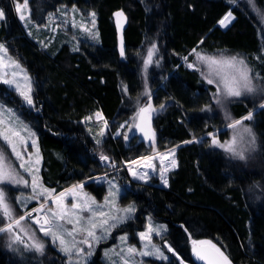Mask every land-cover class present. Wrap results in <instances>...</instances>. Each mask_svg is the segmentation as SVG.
<instances>
[{
	"label": "trees",
	"instance_id": "trees-1",
	"mask_svg": "<svg viewBox=\"0 0 264 264\" xmlns=\"http://www.w3.org/2000/svg\"><path fill=\"white\" fill-rule=\"evenodd\" d=\"M16 1L0 0L5 13L0 42L31 75L34 107L24 106L2 83L0 94L21 110L36 133L43 184L61 191L82 183L101 200L106 188L95 178L115 169L124 189L120 204L133 203L135 208L118 230L127 232L131 243H138L137 233L151 216L167 225L163 238L185 262L194 261L191 241L205 239L232 264H264V106L256 108L264 94L218 104L214 86L185 65L193 49L206 55H240L252 73H260L255 90L264 89V62L254 58L264 48V0H29L31 21L38 26L61 6L96 16L97 42L81 40L77 51L64 42L54 52L27 35L16 15ZM228 11L234 19L222 29L217 23ZM117 12L126 19L120 31L114 21ZM151 50L154 58L145 68V54ZM150 96L154 106L163 105L152 119L156 146H175L177 164L166 186H158L156 178L151 183L131 180L123 163L149 150L141 140L113 135ZM250 111L255 152L240 159L211 145L205 134ZM95 114L108 123L101 145L84 120ZM226 135V130L218 132L220 139ZM0 145L6 146L1 139ZM101 155L109 157L108 163ZM16 192L12 187L6 191L14 218L22 214ZM6 222L0 220V227ZM38 240L42 251L15 253L5 232L0 233V264H67L47 238L38 234ZM149 261L180 264L172 254L167 260ZM87 264L107 263L97 250Z\"/></svg>",
	"mask_w": 264,
	"mask_h": 264
},
{
	"label": "rangeland",
	"instance_id": "rangeland-1",
	"mask_svg": "<svg viewBox=\"0 0 264 264\" xmlns=\"http://www.w3.org/2000/svg\"><path fill=\"white\" fill-rule=\"evenodd\" d=\"M17 5L20 6L19 12L16 10ZM14 7L16 15L20 23L23 25L27 35L34 39L41 47H44L47 51L54 52L64 42L69 44L72 51H77L79 42L81 40H87L91 42H97L98 40L96 16L93 12L83 14L75 6H61L56 12H53L47 16L46 23L44 25L38 26L31 21L29 0L16 1L14 2ZM0 10L2 9L0 8ZM117 13L114 14V21L118 31H120L122 26H124L126 19L123 13L119 16L117 15ZM229 13H231L230 20L225 21V25H221L220 21L224 19V17ZM21 16H23L24 19H21ZM233 19V13L231 11H228L219 20L217 25L220 28L225 29L230 25ZM0 46H2L0 47V83L5 85L6 88L11 91V94L18 97L24 106L32 109L34 107V84L31 75L22 65V63L9 53L7 47L3 43L0 42ZM151 51V59H149L150 51L145 54V68L150 65L152 59L154 58V51ZM202 55L216 58H231L234 56L238 60L242 59L247 66L244 57H241L240 55ZM254 58L259 62H264V48H262L259 53H256L254 55ZM190 64L193 65V67H190ZM185 65L191 69H195L207 83L208 78H212L214 80L212 85L215 88V94L217 96V81H219L221 77L219 75H216L215 71L216 67L221 66H213L210 68L206 63L198 61L196 59V56L193 55V51L190 53L189 59L185 61ZM248 69L250 70L249 67ZM249 74L252 78V87L254 91L250 93L245 92L241 97L248 94L245 98H250L251 100H253L264 94V89L255 90L257 86L255 84V77L257 78L260 76L259 71L255 70L252 73L250 70ZM221 75L224 76L225 79L233 78V73L227 68L221 67ZM5 80L10 81V83H5ZM219 87L223 89V83H220ZM21 93L29 94L33 103L31 105L28 104ZM220 95L222 96L223 93L221 92ZM238 98L228 97L227 99H224L223 105L226 103V101L229 102ZM149 104L151 105V108L148 111L141 113L140 109ZM262 106H264V101L261 102L256 108ZM162 108L163 107L161 106H154L151 102L150 96L130 118L121 122L118 125L117 130L113 133L114 136H116L117 134L123 136L124 140L126 141H129L130 138L141 140L148 148V154L140 156L132 161L123 163V167L126 169V172L130 179L139 183H151L153 178H156L158 181V186H166L161 179V175H163L167 179L168 173L173 170L177 164L175 156V146L167 147L164 149H159L156 146V134L152 125V119ZM0 109H2V111H0V139L7 146V141L4 140V137L7 136L8 139L11 140L12 145L15 146L16 150L22 154L23 159L21 160H16L14 155H12L14 159V167L19 172V175L23 177L24 180H27L29 182L27 186L21 183L19 185L4 187L5 192L9 187L15 188L17 190V192L15 193V199L17 207L22 213L21 215H25L29 212L31 213V216H27L25 220L20 222L19 227L13 225V232H5L7 244L9 248L12 249L15 253L35 251L36 249L32 247V245L36 241H39V234L47 238L50 244L61 255L65 257L67 264H87L94 257L97 250L100 251L101 259L104 260L107 264H124L125 260H127L128 264H154L149 260H167L171 254L177 258L180 264H202L197 256L196 245L212 242L205 239L193 240V242L191 243V251L194 261L193 263L185 262L175 253L171 245L163 238L164 234L167 231V225L164 222H159L153 219L151 216H147V221L144 229L137 233L138 243H131L129 241L130 236L127 232L118 231L128 220H130L134 216L135 211L131 214H125L122 211L123 209L128 208L130 205L134 207V204H120V197L123 194L124 189L115 175L118 172L115 169H110L109 171H106L105 173L98 175L95 178V181L103 183L106 188V194L101 200H98L93 195L89 194L84 189L82 183L70 185L68 187H65L61 191H57L54 188L45 186L40 175L41 154L39 151L36 133L24 119L21 110L13 103H11L7 97L2 96L1 94ZM252 111H250L249 113H252ZM249 113L236 120L241 121V125H238L237 127L250 128L252 136H248L247 134H245L242 140L238 139L237 143L233 145L234 147H237L239 150L243 151L245 159L248 158L253 152H255L257 148V138L249 123L252 118L250 120L245 119L249 115ZM84 120L88 125L87 131L90 135H92L96 143L97 141H102L107 136L109 131L108 123L101 117V115L95 114L94 116H87ZM236 120L232 119L226 125L216 128L209 133H212L215 138L220 141V143L227 145L234 138L233 129L227 127V125L233 123ZM223 130H226L228 135H226L225 139H220L218 137V132ZM209 133L205 135L209 136ZM196 138L197 140H199L201 136L195 137L193 139ZM210 139L212 140L211 137ZM210 143L211 145H213L212 142ZM215 147L223 149L229 156L239 158L233 153L225 150L224 148H221L219 146ZM165 153H168V155L165 156ZM173 160L175 161V167L171 166ZM106 162L108 163V161ZM21 164H23L24 167H20ZM25 168L27 169V171H25ZM33 177H35L38 181V191L48 189L49 193H45L44 196H40L37 199H31V197L33 196ZM60 193H64V196L61 197ZM46 197L48 198L46 199ZM57 197H59V203L62 204L67 210V218H71L74 221L77 218L76 214L79 212V210L73 211L71 209L72 203L81 204L83 206V204L91 205V202L94 201L95 205L103 206L102 208L97 210L96 215L93 217V219L97 223V228L95 229L96 234L97 236L103 238L99 239L98 242L96 240H91V247L89 248L87 244H83L80 242L83 236L86 235V233L77 234L74 244L71 242L70 238L65 237L67 241L66 245H61L58 240L54 242L50 236H44V234L39 231V226L43 223L44 218H46V214H48L50 208L59 210L57 208V205L52 203V201ZM99 211H103L105 213V217H100ZM80 215H82L83 217H88L92 214L89 212H83L80 213ZM108 216H121L125 218L120 222H116V227L108 229L106 231L105 229L107 228V226L101 227V221ZM19 217H13V219L15 220ZM39 217H42V222L39 220ZM36 221H39V223H36ZM8 222L9 221L7 218V222L3 227H6ZM112 222L114 221H110V223ZM84 223L85 222L81 220V225H84ZM65 227L71 229L72 225L65 223ZM89 230H91L90 226ZM53 231L57 230L53 229ZM141 233H144L143 238L140 235ZM65 246L70 248V252L66 253L62 250V248ZM129 247L136 249V252L131 256L127 252V249ZM169 248H171V251H169ZM79 249H83V251H78ZM144 252H147L149 254L142 255L141 253ZM88 253L91 254L89 255ZM223 254L227 256L224 252Z\"/></svg>",
	"mask_w": 264,
	"mask_h": 264
},
{
	"label": "snow or ice",
	"instance_id": "snow-or-ice-1",
	"mask_svg": "<svg viewBox=\"0 0 264 264\" xmlns=\"http://www.w3.org/2000/svg\"><path fill=\"white\" fill-rule=\"evenodd\" d=\"M16 10L18 12L20 11L19 5H17ZM117 15L118 16L122 15V13H117ZM230 17H231V13L226 15L224 19L220 21V24L225 25V21L230 20ZM4 18H5V13L3 12V10H0V20ZM21 19H24V17L21 16ZM121 55H123V48H121ZM193 55L196 56V59L198 61L206 63L210 68L213 66H221L223 68H227L233 73L232 79H225L224 76L221 75V67H216L215 74L221 77L220 80L217 81L218 94L216 96V103L223 104L224 99H227L228 97L238 98L241 97L242 94L245 92L250 93L254 91L252 87V78L250 77L249 74L250 70L245 65L242 59L238 60L234 56L231 58H216L211 56H205L202 55L200 52H198L196 49H193ZM151 56H152V51L149 52V59H151ZM185 59L187 60V57H185ZM189 66L193 67V65L191 64ZM4 82L10 83V81L8 80H5ZM213 82L214 80L212 78H208L209 84H212ZM220 83H223L224 85L223 89L219 87ZM221 92L223 93L222 96L220 95ZM21 95L24 97V99L28 104L31 105L33 103L31 96L29 94L21 93ZM150 108H151L150 104L146 105L145 107L140 109V112L141 113L146 112ZM0 111H2V109H0ZM226 116H228L227 113ZM228 118L230 119V116H228ZM251 118H252V113H249V115L245 119L250 120ZM238 125H241L240 120H236L233 123L227 125V127L233 129L234 131V138L227 145L220 143V141H218L212 133H209L208 135L209 137L212 138L211 142L213 145L224 148L225 150L233 153L235 156L239 157L240 159H244L243 151L239 150L237 147H234L233 145L237 143L238 139L242 140L245 134H247L248 136H252V132L250 128L248 127L238 128L237 127ZM4 140L7 141V146L0 145V220H2L4 217H7L9 222L6 227H0V233L13 232L14 231L13 225L19 227L21 221L25 220L27 216H31V213L29 212L26 213L25 215H21L18 219L15 220L13 219V210L9 204L4 187L11 185H19L21 183L27 186L29 182L27 180H24L23 177L19 175V172L13 166V161L10 158V154H11L14 155L16 160H21L23 159L22 154L16 150L15 146L12 145L11 140H9L7 136L4 137ZM188 142L190 143L193 141H188ZM97 144L101 145L102 141H97ZM164 155L167 156L168 153H165ZM100 159L106 162L109 160V157L106 155H101ZM171 166L175 167L174 160L172 161ZM20 167H24V165L21 164ZM25 171H27L26 168ZM161 179L163 183L167 185L168 181L163 175H161ZM38 187H39L38 181L36 180L35 177H33V181H32L33 196L31 197V199H37L40 196H44L45 193H49L48 189H43L42 191H38ZM60 196L61 197L64 196V193H60ZM47 198L48 197H46V199ZM52 203L56 204L59 210L50 208L48 214H46V218L44 219L43 223L40 224L39 231L42 232L44 236H50L54 242L58 240L61 245H66L67 241L65 237L70 238L71 242L74 244L75 237L77 234L86 233V235L83 236L80 242L83 244H87L89 248L91 247V242H90L91 240H96L98 242L99 239L103 238L97 236L95 231V229L97 228V223L93 219V217L97 213V210L102 208L103 206L95 205L94 201L91 202V205L83 204V206L81 204L72 203L71 209L73 211L79 210V212L76 214L77 218L74 221L71 218H67L66 216L67 210L64 208L62 204L59 203V197L53 200ZM122 211L125 214H131L132 212L135 211V209L133 206L130 205L128 208L123 209ZM83 212H89L92 215L88 217H83L82 215H80V213ZM99 216L105 217V213L103 211H99ZM124 218L125 217H121V216H108L101 221V227L107 226V228L105 229L107 231L108 229L116 227V222H120ZM81 220L85 222L84 225H81ZM110 221H114V222L110 223ZM36 223H39V221H36ZM65 223L71 224L72 228L71 229L66 228ZM89 226L91 230H89ZM53 229L57 231H53ZM140 235L142 238L144 237V233H141ZM32 247H34L37 251L43 250V245L39 241H36L32 245ZM62 250L65 251L66 253L70 252V248L67 246L63 247ZM78 251H83V249H79ZM169 251H171V248H169ZM217 251L219 252V249H217ZM127 252L131 256L136 252V249L129 247L127 249ZM88 254L90 255L91 253ZM141 254L148 255L149 253L144 252ZM220 255L223 258L224 264H231L227 256H225L222 252H220ZM124 264H128L127 260L124 261Z\"/></svg>",
	"mask_w": 264,
	"mask_h": 264
},
{
	"label": "water",
	"instance_id": "water-1",
	"mask_svg": "<svg viewBox=\"0 0 264 264\" xmlns=\"http://www.w3.org/2000/svg\"><path fill=\"white\" fill-rule=\"evenodd\" d=\"M192 242L193 240L191 243ZM217 249L219 248L214 246L212 243L197 244L196 252L198 259L202 264H224L223 258L220 255V252L222 251L219 249L218 252Z\"/></svg>",
	"mask_w": 264,
	"mask_h": 264
},
{
	"label": "bare ground",
	"instance_id": "bare-ground-1",
	"mask_svg": "<svg viewBox=\"0 0 264 264\" xmlns=\"http://www.w3.org/2000/svg\"><path fill=\"white\" fill-rule=\"evenodd\" d=\"M44 219H45V218H44ZM39 220L42 222V221H43L42 217H39Z\"/></svg>",
	"mask_w": 264,
	"mask_h": 264
}]
</instances>
